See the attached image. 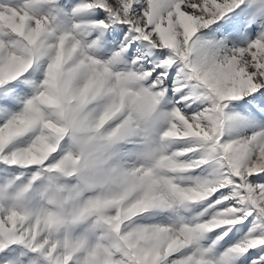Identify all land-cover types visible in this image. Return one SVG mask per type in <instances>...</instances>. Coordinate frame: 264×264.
Listing matches in <instances>:
<instances>
[{
  "label": "snow or ice",
  "instance_id": "snow-or-ice-1",
  "mask_svg": "<svg viewBox=\"0 0 264 264\" xmlns=\"http://www.w3.org/2000/svg\"><path fill=\"white\" fill-rule=\"evenodd\" d=\"M0 264H264V0H0Z\"/></svg>",
  "mask_w": 264,
  "mask_h": 264
}]
</instances>
